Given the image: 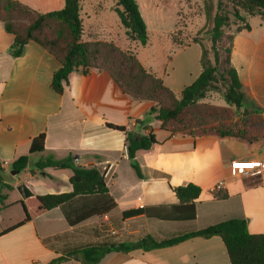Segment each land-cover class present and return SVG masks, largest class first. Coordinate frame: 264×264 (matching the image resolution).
<instances>
[{"label": "crops", "instance_id": "1", "mask_svg": "<svg viewBox=\"0 0 264 264\" xmlns=\"http://www.w3.org/2000/svg\"><path fill=\"white\" fill-rule=\"evenodd\" d=\"M19 1L41 13L61 9L65 4V0ZM137 1L148 29L151 12L160 9L156 8V0ZM85 3L92 9L83 12ZM116 6L117 0H80L81 40L113 42L123 50H133L149 68L148 58L140 57L126 28L121 21L122 27L117 24L120 18ZM90 16H95L93 23L87 21ZM248 24L250 29L241 28L242 32L252 31ZM14 40L15 34L0 21V161L5 182L12 185V189H4L7 206L0 211V264H46L62 256L65 259L56 264H231L225 243L217 235L191 237L153 249L111 251L95 263L84 262L78 253L68 254L85 245L135 242L147 235L162 241L230 218H245L250 233H264V171L254 178L231 175V165L236 161L264 160V138L172 133L163 129L157 112L151 111L154 101L133 98L106 69L72 71L59 93L52 85L61 67L59 57L33 39L24 44L19 55H13ZM149 45L148 39L143 46ZM200 73L201 70L187 85ZM160 77L178 97L187 86L177 89L176 80L174 84L167 81L169 73ZM240 79L243 88L252 82L251 76ZM246 95L259 100L255 92ZM189 109V113L199 114ZM224 117L227 116H219L221 121ZM211 121L212 125L220 123ZM109 123L126 129L111 128ZM150 131L157 142L149 149L137 150L142 173L139 177L128 157L127 136L129 132L145 135ZM42 133L45 149L31 153L33 139ZM26 154L28 166L12 173L13 162ZM70 154L75 156L76 164L101 170L108 193L77 195L6 231L25 219L22 201L26 199V189L38 195L73 191L71 169H35L41 159H65ZM190 182L201 187L194 218L141 211L155 206L171 209L179 203L174 188ZM215 192L228 196L218 199ZM103 202L111 207L104 213L78 223L69 221Z\"/></svg>", "mask_w": 264, "mask_h": 264}, {"label": "trees", "instance_id": "2", "mask_svg": "<svg viewBox=\"0 0 264 264\" xmlns=\"http://www.w3.org/2000/svg\"><path fill=\"white\" fill-rule=\"evenodd\" d=\"M217 9L212 14L213 6H208L206 16L211 20V52L202 47L201 73L181 92L180 97L168 87L161 77L151 73L139 60L135 53L121 49L113 42H83L81 40L83 21L80 14V0H65L61 9L45 13L38 12L19 0H0V21L7 31L15 34L12 54L19 55L24 44L36 40L54 52L61 61V67L53 76V88L62 93L68 76L75 70L100 68L95 66L93 59L101 58L108 66L114 80L135 99H148L155 102L152 112L162 122L163 129L172 133L183 132L192 135L233 136L249 140L264 138V124L250 125L247 122L217 123L212 125L209 120L194 113L189 115L188 107L206 97L209 90H218L217 82L222 79L226 85L223 93L225 100L236 106L250 102L243 91V85L236 67L232 64L233 34L225 31L230 25V14L223 8V0H217ZM240 8L234 10V17L243 22L242 28L250 29L245 13L260 16L264 19V0H236ZM122 25L130 39H137L141 44L148 42L147 23L141 13L137 0H117L115 7ZM46 28L52 33L41 37ZM117 130H125V126L108 124ZM157 139L152 131L145 135L129 132L127 136V153L132 167L141 177V167L136 158L139 149H149ZM45 149V134L42 133L32 141L30 152H41ZM29 155L17 158L12 168L22 171L28 166ZM47 167L55 169H71L70 183L73 191L68 193L33 194L26 189V199L22 201L25 219L8 228L9 231L22 225L25 221L36 218L53 207L71 200L77 195L107 194L108 186L104 174L96 166H83L75 163V156L65 159L46 158L36 162L35 169L43 171ZM4 169L0 161V211L7 206V194L4 189H12V185L4 180ZM179 203L171 206L147 207L141 209L150 215L172 216L179 219H192L196 216L195 201L201 193V187L195 183H187L174 188ZM218 199L228 196L215 192ZM107 202L96 205L69 220L71 223L81 222L92 215L104 213L111 207ZM220 236L227 248L231 264H264V233L253 234L248 230L245 218H230L205 228L175 235L169 239L157 241L150 235L127 243L85 245L70 252L78 253L79 258L87 263L98 262L107 252L130 251L137 248L153 249L169 246L191 237L209 238ZM65 259L55 258L46 264H56Z\"/></svg>", "mask_w": 264, "mask_h": 264}, {"label": "rangeland", "instance_id": "3", "mask_svg": "<svg viewBox=\"0 0 264 264\" xmlns=\"http://www.w3.org/2000/svg\"><path fill=\"white\" fill-rule=\"evenodd\" d=\"M156 8L159 12H151L149 17V46H143L137 39L133 44L138 47L140 57L148 58L147 68L155 76L170 74L167 81L174 84L177 81V89L184 87L202 69L201 52L206 47L212 58L211 52V20L207 19L206 10L213 6L212 14L217 9V0H156ZM223 8L230 14V25L225 31L233 34L232 64L237 68L242 79L247 76L252 79L250 85L244 84L243 91L251 95L257 93L258 102L251 100L242 106L228 103L224 98L226 85L222 79L217 82L218 90H209L208 97L197 101L189 110L197 111L202 117L214 122H247L250 125L264 124V19L260 16H249L248 23L252 26L251 32H242L244 23L237 20L233 12L240 8L236 0H223ZM89 4H84L83 12L91 10ZM115 16V15H114ZM95 16H90L87 21L93 23ZM117 24L121 26L117 17ZM122 27V26H121ZM123 28H125L123 26ZM41 37H47L52 33L46 28ZM201 45V50L198 44ZM134 53L133 50H127ZM136 54V52H135ZM95 66L109 69V66L101 58L93 59ZM247 97V95H246ZM207 100H206V99ZM248 98V97H247ZM262 107H260V106ZM239 112L242 115H239ZM225 114L224 121L219 116ZM190 116L193 113H189ZM211 119V120H210ZM236 120V121H235ZM36 157H34V160ZM23 174L20 173V176ZM255 176H251L254 178Z\"/></svg>", "mask_w": 264, "mask_h": 264}, {"label": "built area", "instance_id": "4", "mask_svg": "<svg viewBox=\"0 0 264 264\" xmlns=\"http://www.w3.org/2000/svg\"><path fill=\"white\" fill-rule=\"evenodd\" d=\"M263 171L264 160L236 161L231 165V175L235 177L261 176Z\"/></svg>", "mask_w": 264, "mask_h": 264}, {"label": "water", "instance_id": "5", "mask_svg": "<svg viewBox=\"0 0 264 264\" xmlns=\"http://www.w3.org/2000/svg\"><path fill=\"white\" fill-rule=\"evenodd\" d=\"M19 172V170H13L12 171V173H14V174H16V173H18ZM76 256H77V254H76Z\"/></svg>", "mask_w": 264, "mask_h": 264}]
</instances>
